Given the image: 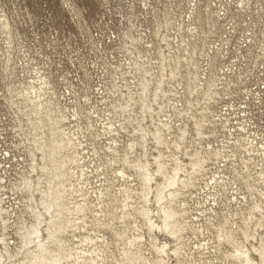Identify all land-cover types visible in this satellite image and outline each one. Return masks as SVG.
<instances>
[{
  "label": "rangeland",
  "instance_id": "374dc122",
  "mask_svg": "<svg viewBox=\"0 0 264 264\" xmlns=\"http://www.w3.org/2000/svg\"><path fill=\"white\" fill-rule=\"evenodd\" d=\"M196 26L197 31L192 34L191 28ZM191 48L196 50V54L192 56L197 62V66H193L195 72L192 64H188ZM179 58L182 60L180 64L177 63ZM169 65L172 68L177 66L178 74L176 79L169 77L170 82L165 86L179 91L171 97L170 104H177L182 108L186 98H197L200 107L195 115L203 122V135H195L193 120L189 118L192 110L182 118L177 117L175 109H169L170 107L161 114L172 116L178 126L188 124L190 133L186 136L183 148L187 147L189 152L199 150L204 154L217 146L231 145L237 155V161H234L236 172L230 165L233 158L225 159L227 162L220 165L228 164V168L220 167L219 170H224L228 180H235L241 192L248 195L243 179L248 172L241 165L240 158L245 154L251 155L253 151L243 152L244 149L237 146L239 142H233L249 138L255 140V146L264 150V0H0V132L3 133L0 138V159L3 164L12 167H7V170L16 169L19 172L17 176L14 174L13 181L6 179L7 183L0 177V201L3 200L1 207L8 209L11 204L18 205L14 208L15 214L23 215L27 224L33 221L24 206L26 202L22 204V197H28L29 194L27 191L20 192L17 188L24 178L32 177L36 180L39 172H31L29 166L33 164L32 156L27 157L28 150L20 143L21 137L14 128L15 125L29 127L25 113L27 104L30 103L26 101L25 94L31 85L37 90L42 87L43 82L44 87L47 86L45 82L50 84L46 97H50V101L52 99L57 105L55 115L63 119L66 117L71 127L82 126L81 132L87 136L83 138L84 145L90 149L89 140L92 137L89 134L93 129H85L89 116H92V122L99 120L106 125L126 123L125 119L129 114L120 110L115 112L113 105L124 104L131 95L138 101L132 106V116L138 117L140 82L149 84L146 98L151 100L157 80L163 74L170 76ZM193 73H196L197 79ZM190 80L193 81L192 84ZM209 83L212 84L211 100L203 94ZM192 85L202 87L189 96L188 87ZM225 118L230 121H225ZM47 123L45 140L46 135L47 138L50 137V122ZM144 124L153 128L149 119ZM128 127L129 132L121 130L119 135L114 134L120 137L119 148L133 136L132 127ZM18 143L19 148L16 147ZM106 143L99 138L93 140L99 151L95 155L90 152L88 158L93 159L92 164L83 168L93 170L89 177L92 186L77 184V177L71 176L73 187H67V190H82L81 193H73L72 197L76 199L69 203H82L87 196L79 195L85 194L87 188H90V192L96 191L98 197L99 190L107 197L100 199L93 195L92 208L95 212L92 214L90 209H86L85 217L80 221L75 220L79 216L76 213L66 214L72 222L85 228H68L58 232V240H63L62 248L59 247L61 242H58V247L64 255L69 254L72 258L73 255L91 256L84 251L93 250L88 238L95 237L98 262L102 259L105 260L102 261L104 264H118L116 260L122 258L120 251L123 248V238L117 236V233L123 232L124 227L120 218V201L123 199L120 197L119 201H115L114 196H120L119 190L123 189V182L99 183L94 175L103 171L105 175L98 177L110 179L118 176L121 168L128 172L134 170L121 162L111 166L103 165L107 159L104 153ZM148 144L153 146L152 141ZM226 150L229 151L230 148ZM85 152L82 155L86 156ZM253 154L250 180L257 191H252L253 195L258 198L260 191L264 190V181H259L257 173L264 171V154H257V151ZM180 156L188 161L184 154L180 153ZM25 159L28 161L24 164ZM74 166L69 164V167ZM216 166L213 162H208L203 173L205 175L198 177V183H203V180L212 176V172L217 170ZM95 169H99L97 173L94 172ZM72 171L71 169L69 172ZM74 171L79 180H82L80 167H74ZM198 183L197 188L190 189L194 195L190 198L186 195L187 205L193 209L194 214H199L194 210L198 208L195 194L202 192L198 191ZM216 189L219 190V187ZM103 200L105 202L100 205L99 202ZM223 207L220 204L216 209L221 212ZM101 209L115 212L116 219L111 228L94 223V217L102 215L99 212ZM235 209L233 203L228 207L229 211ZM129 210L133 212L131 208ZM105 215V220H108L109 215ZM136 217L142 222V217ZM217 217V220H221L222 213ZM126 220L130 222L129 228L134 227L133 217ZM9 227V241L19 244L15 226L9 224ZM262 231L264 230L259 229V232ZM127 233L131 236L133 232ZM187 235L191 236L192 243L197 241L192 232L189 231ZM144 236L147 245L143 248L146 254L153 249L148 245L147 231H144ZM159 237L160 243L169 240L167 235L160 234ZM125 244L128 246L127 240ZM208 256L210 255L207 254L206 257ZM195 257L198 258L197 255ZM72 258L67 261H72Z\"/></svg>",
  "mask_w": 264,
  "mask_h": 264
},
{
  "label": "bare ground",
  "instance_id": "6f19581e",
  "mask_svg": "<svg viewBox=\"0 0 264 264\" xmlns=\"http://www.w3.org/2000/svg\"><path fill=\"white\" fill-rule=\"evenodd\" d=\"M196 31L197 26L191 28L192 34ZM194 54H196L195 49L190 52L188 62L189 66L192 64V68L197 66V62L192 57ZM165 58L164 61L166 62L167 57L165 56ZM177 60V63L180 64L181 58ZM194 68L192 70L195 72ZM143 71L148 74L146 70ZM169 71L171 72L170 76L163 74L161 79L157 80L151 100L146 98L149 84L140 82L141 95L138 117L132 116L134 112L132 106L138 101L131 95L128 96L129 98L124 104L113 105L115 112L120 110L129 114L125 119L126 123L121 122L118 125L109 123L106 125L99 120L92 122L93 118L89 116L85 129H93L89 134L92 137V140H89L90 149L84 145L83 138H87V136L81 132L82 126L71 127L66 117L63 119L58 118L59 115H55L57 105L52 102V99L50 101V97H46L50 84L45 82L47 86L44 87L43 82L42 87L37 90H35L34 85L30 86L25 94L26 101L30 103V105L27 104L25 113L28 116L29 127L25 128L26 125L17 127L15 125L14 128L21 137L20 143L28 150L27 157L32 156L31 163L33 162V164L30 163L29 166L31 172H39L36 180H33L32 177L24 178L17 188L20 192L27 191L29 194L28 197H22V204L26 202L24 206L28 214L33 217V221L27 224L23 215L15 214L14 208L18 205L11 204L8 209L2 208L3 200L1 199L0 264H104L105 260L101 259L98 262L99 255L95 237L88 238L93 245V250L84 251L91 256L77 255L75 257L73 255V258L69 254L66 256L62 253L63 240H58V232L68 228L74 230L85 228L67 218V213H76L79 216L75 220L80 221L85 217L84 211L86 209H90L92 214L95 212L92 205L93 195L98 197L96 191L90 192V188H87L85 194L79 195V197L87 196V198H83L82 203L79 201L69 203V201L76 199V197H72L73 193H81L82 190L74 188L71 191L67 190V187H73L70 180L71 176L77 177V184L92 186L89 177L93 170L89 171L83 168H88L89 163L92 164L93 159L89 160L90 152L95 155L99 151L93 144V140L96 138L107 142L104 146L105 158L107 159L103 165L111 166L121 162L134 170L128 172L121 168L118 171V176L110 179L98 177L101 174L105 175L101 170L98 172L99 174H96L97 176L94 175L99 183L112 184L114 181L120 180L123 182V189L119 190L120 196H114L115 201H119L120 197L123 199L120 201L122 204L120 218L123 220L124 227L122 233H117V236L123 238L121 240L123 248L120 251L122 258L116 260L118 264H173L172 261L174 264H201L202 262L209 264H264V231L259 232V229L264 230V190L260 191L258 198L254 196L252 191H256V189L250 180L252 179L251 165L254 164H251L254 156L252 153L257 151V154L263 155L264 150L262 151L257 147L258 145L255 146L256 144L253 142L255 140L249 138H240L233 142L234 144L239 142L237 146L242 147L245 150L243 152L251 153L253 151L251 155L245 156V154L240 158L241 165L248 172L245 178L243 177L249 192L247 195L241 192V188L237 186L235 180H228L224 170H219L220 167L228 168V164L220 165L222 162H227L225 159L233 158L230 165L236 172L234 164L237 161V155L231 145L217 146L204 152V154L199 150L189 152L187 147L183 148L186 136L190 133L188 124L183 123L182 126H178L174 123L172 116L161 113L170 107L169 109H175L177 117L182 118L192 110V115L189 118L193 120L195 135L201 137L203 135V122L195 115L200 107V102L197 98L188 97L185 99L182 108L178 107L177 104H170L171 97L177 95L179 91L177 92L173 86L172 89L167 87V84L170 82L169 77L172 76L173 79H176L178 67L173 66L172 68L169 65ZM193 74L197 79L196 73ZM145 80L148 81L146 78ZM192 83L193 81L190 84ZM211 83L203 92L209 100L212 99L210 94ZM198 87L189 86V96L192 95V92H198L202 86ZM186 105L188 106L186 107ZM194 107L195 110H193ZM163 117L166 118L163 120ZM51 119L55 121L53 122ZM147 119L150 120L152 129L144 124ZM226 119L228 118L224 120L226 121ZM19 121L22 124L20 119ZM48 121L50 122V137L47 138L46 135L45 140ZM228 121L230 120L228 119ZM98 124L99 127H97ZM128 125L132 127L133 136L123 142V147L119 148L120 137L114 136V134L119 135L121 130L127 132ZM108 135L109 138H107ZM150 141L153 142L152 147L148 144ZM230 142L229 140L228 143ZM16 147L19 148V143ZM229 148L231 155L226 150ZM66 152H71V154ZM82 152H85L86 156L82 155L84 154ZM180 153L188 157V161L182 159ZM87 158L88 160H86ZM39 159L40 161H38ZM26 161L28 160H23L24 164ZM208 162L217 165V170L212 172V176L203 180V183H198V177L205 175L203 173L207 169ZM71 163L75 165V168L80 167L82 180H79L74 167H69ZM80 163H82L81 166ZM7 167L12 168L3 164L0 159V177H3L4 180L13 181L14 174L17 176L19 172H16V169L9 171ZM71 169L73 170L72 173L69 172ZM98 170L95 169L94 172L97 173ZM257 173L259 181H264V171H257ZM196 183L200 184L198 191L202 190L198 195L195 194L198 208L194 210L199 214L196 212L194 214L193 209L187 205L188 198L194 195L190 189L197 188ZM216 187H219V190ZM206 190L208 192H205ZM99 192L98 198L107 197L102 191L99 190ZM104 202V200L100 201L99 204ZM231 203L236 206L234 211L228 210ZM220 204H223L224 207L221 212H218L216 208ZM112 207L114 208V206ZM115 209L117 208L115 207ZM99 212L103 219L93 216L94 223L96 222L97 226L112 227V222L116 219L115 212L105 209H101ZM220 213H222V219L217 220L218 217L216 218V216H219ZM105 214L109 215L108 220H105ZM136 216L142 217L143 223L140 221V224ZM129 217L134 218V227L129 228L130 222L126 220ZM9 224L15 226L19 244H15V241H9V233H7ZM128 231L133 232L131 236L128 235ZM144 231L148 232V245L151 247L150 249H153L146 253L147 255L143 248L147 245ZM189 231L197 239L196 242L192 243L191 236L187 235ZM160 234L167 235L169 240L160 243ZM125 240H127L128 246L125 244ZM58 242L62 243L59 246L61 248L58 247ZM155 254L156 256H154ZM207 254L210 256L206 257ZM68 258H72V261H67Z\"/></svg>",
  "mask_w": 264,
  "mask_h": 264
},
{
  "label": "built area",
  "instance_id": "2783aa9c",
  "mask_svg": "<svg viewBox=\"0 0 264 264\" xmlns=\"http://www.w3.org/2000/svg\"><path fill=\"white\" fill-rule=\"evenodd\" d=\"M1 135H3V133H2V132H0V138H1Z\"/></svg>",
  "mask_w": 264,
  "mask_h": 264
}]
</instances>
